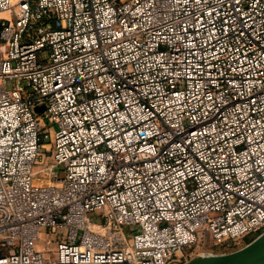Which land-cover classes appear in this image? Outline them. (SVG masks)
Here are the masks:
<instances>
[{
	"label": "built area",
	"instance_id": "obj_1",
	"mask_svg": "<svg viewBox=\"0 0 264 264\" xmlns=\"http://www.w3.org/2000/svg\"><path fill=\"white\" fill-rule=\"evenodd\" d=\"M263 233L264 0H0V264Z\"/></svg>",
	"mask_w": 264,
	"mask_h": 264
},
{
	"label": "water",
	"instance_id": "obj_2",
	"mask_svg": "<svg viewBox=\"0 0 264 264\" xmlns=\"http://www.w3.org/2000/svg\"><path fill=\"white\" fill-rule=\"evenodd\" d=\"M187 264H264V233L234 253L214 257H196Z\"/></svg>",
	"mask_w": 264,
	"mask_h": 264
},
{
	"label": "rangeland",
	"instance_id": "obj_3",
	"mask_svg": "<svg viewBox=\"0 0 264 264\" xmlns=\"http://www.w3.org/2000/svg\"><path fill=\"white\" fill-rule=\"evenodd\" d=\"M9 87H10V84H9ZM43 142L45 143V144H48V143H50L51 142V140H50V136L49 135H45L44 137H43ZM257 236L258 235H255V236H251L250 238H248V239H246L239 247H241V248H243V247H245L246 245H248L249 243H251L253 240H255L256 238H257ZM207 245V243H206V241H205V239H204V242H202V243H198V244H196L195 246H192L191 248H187L186 250H185V252H184V255L185 256H187V258L188 259H194V258H196V257H198V255L199 254H201L202 252H204V250H205V246ZM38 248H39V250H41V251H45V252H47V255H49V257L50 258H52L53 259V257H54V253H53V251L51 252V251H49V249L50 250H53L55 247H54V244H52V245H46V244H44V243H40L39 244V246H38ZM220 251V250H219ZM191 256L193 257V258H191ZM190 260V261H191Z\"/></svg>",
	"mask_w": 264,
	"mask_h": 264
}]
</instances>
